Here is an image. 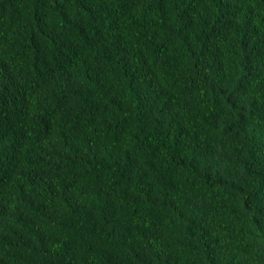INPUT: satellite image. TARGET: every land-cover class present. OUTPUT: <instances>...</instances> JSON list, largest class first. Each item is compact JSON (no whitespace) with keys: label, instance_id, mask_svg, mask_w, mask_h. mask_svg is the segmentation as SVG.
Returning <instances> with one entry per match:
<instances>
[{"label":"trees","instance_id":"16d2710c","mask_svg":"<svg viewBox=\"0 0 264 264\" xmlns=\"http://www.w3.org/2000/svg\"><path fill=\"white\" fill-rule=\"evenodd\" d=\"M0 264H264V0H0Z\"/></svg>","mask_w":264,"mask_h":264}]
</instances>
